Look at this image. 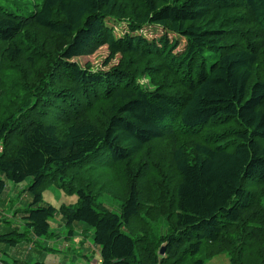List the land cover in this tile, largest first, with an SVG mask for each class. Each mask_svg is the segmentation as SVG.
I'll return each mask as SVG.
<instances>
[{
    "label": "trees",
    "instance_id": "trees-1",
    "mask_svg": "<svg viewBox=\"0 0 264 264\" xmlns=\"http://www.w3.org/2000/svg\"><path fill=\"white\" fill-rule=\"evenodd\" d=\"M35 8L0 7V195L3 179L32 178L23 219L34 236L49 234L53 215L40 192L72 177L78 203L61 207V218L92 229L101 264H207L219 255L264 264V0H42ZM108 21L126 32L117 37ZM145 27L164 34L148 41ZM169 34L184 40L181 51ZM102 46L121 57L117 67L92 72L74 61ZM150 61L162 77L153 90L137 82ZM155 141L169 144L168 176L156 166L146 183L133 174L118 214L69 174L83 164L127 167ZM13 234L0 243L24 237Z\"/></svg>",
    "mask_w": 264,
    "mask_h": 264
},
{
    "label": "rangeland",
    "instance_id": "rangeland-1",
    "mask_svg": "<svg viewBox=\"0 0 264 264\" xmlns=\"http://www.w3.org/2000/svg\"><path fill=\"white\" fill-rule=\"evenodd\" d=\"M41 3L42 0H0V7L7 13L28 15L35 11V7H40ZM107 25L114 29L117 37L122 36L126 32L124 25H116L109 21ZM163 34V30L158 27H145L140 32V35L148 41L157 40ZM167 38L169 41L178 40L179 44L175 52H179L184 48L183 39L171 34ZM120 60L121 57L119 55L110 59L106 46L100 47L93 55L74 59L80 67L88 68L92 72H106L111 68L117 67ZM151 61L147 65L149 70L142 72L139 69L141 74L137 78L138 84L148 90H153L162 80V77H159L156 71L150 70V66L155 64ZM97 106L93 108L99 111L100 109ZM93 111L91 112L92 116L95 115ZM232 126L234 125L231 124L226 127L231 129ZM144 162L148 163L147 167L144 169L139 168L138 165ZM128 165L127 167L119 165L107 166L101 168V170L93 171L91 168L88 169L91 166L90 164H83L81 167L73 169L69 174L77 176V182H89L92 190L98 195V201L111 212L118 214L124 198L122 193L126 191L128 178H131L133 174L136 175L139 172L141 176L139 178L140 182L146 183L149 171L156 166L161 169L162 174L168 176L167 170L170 165L169 144L156 141L150 143L145 147L142 154L131 160ZM3 180L5 189L0 195V214H2L0 217V235H7V240L15 239V235L10 233L15 231L16 234H23L24 237L17 241L14 246L10 245L9 241L0 243V261L2 263L15 264L14 262L17 261V264H27L29 260H32L43 264H68L70 259L74 260L73 262L81 260L82 258L79 259L75 253L78 246L70 243L65 238L66 236L68 237L70 230L75 231L82 238L86 237L83 243L85 251L90 260L97 261L98 253L92 247V229L82 223H74L71 228H68L61 218V207L74 208L78 203L76 193L78 183L72 177L67 178V183L63 188L51 185L40 192V206L53 209V215L48 221L49 232L53 233V235L46 238H36L33 232L26 225H23L26 224L23 219L25 216L24 211L34 201V195L28 189L33 181L32 178H27L20 184L11 183L6 179ZM56 183L60 184V179H57ZM74 226H82L86 231H81L82 227L77 229ZM207 264H229V261L225 255H219L209 260Z\"/></svg>",
    "mask_w": 264,
    "mask_h": 264
},
{
    "label": "crops",
    "instance_id": "crops-1",
    "mask_svg": "<svg viewBox=\"0 0 264 264\" xmlns=\"http://www.w3.org/2000/svg\"><path fill=\"white\" fill-rule=\"evenodd\" d=\"M2 216V214H0V217ZM63 221V220H62ZM25 226V224H23ZM65 226H67L65 224ZM73 225L71 226H67L68 228H71ZM27 227V226H26ZM76 227V226H74ZM79 227H82V226H77L76 228L79 229ZM28 228V227H27ZM31 230V229H30ZM83 232L86 231V229L84 227H82V230ZM5 232H10V231H5ZM89 232V230H88ZM10 233H15L14 232H10ZM50 235H53V233L49 232V234L46 236V237H49ZM46 237H42V238H46ZM37 238V237H36ZM70 243L74 244V245H77L78 246V249L75 250L74 252L76 253V255L80 258H82L81 260H78L76 262H73L72 259H70V262L68 264H101V259H100V255H99V248L97 246L94 245L93 243V239H92V247H93V250L97 251L98 253V259L97 261H93V260H90L89 256L87 255V252L85 251V248L83 246V243L86 239V237L84 236V238H82L79 234H77L75 231H72L70 230L69 231V235L68 237L66 236L65 237ZM57 239H59V237H57ZM16 244V243H15ZM14 246V245H12ZM73 262V263H72ZM15 264H17V261L14 262ZM0 264H5V263H2L0 261ZM27 264H43V263H39V261H32V260H29V263ZM66 264V263H65Z\"/></svg>",
    "mask_w": 264,
    "mask_h": 264
},
{
    "label": "water",
    "instance_id": "water-1",
    "mask_svg": "<svg viewBox=\"0 0 264 264\" xmlns=\"http://www.w3.org/2000/svg\"><path fill=\"white\" fill-rule=\"evenodd\" d=\"M159 255H160V256L163 255V248L160 249V251H159Z\"/></svg>",
    "mask_w": 264,
    "mask_h": 264
}]
</instances>
